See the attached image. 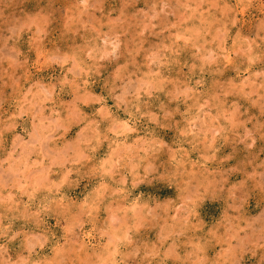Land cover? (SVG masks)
<instances>
[{"label":"rangeland","instance_id":"1","mask_svg":"<svg viewBox=\"0 0 264 264\" xmlns=\"http://www.w3.org/2000/svg\"><path fill=\"white\" fill-rule=\"evenodd\" d=\"M0 264H264V0H0Z\"/></svg>","mask_w":264,"mask_h":264}]
</instances>
